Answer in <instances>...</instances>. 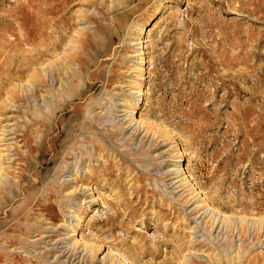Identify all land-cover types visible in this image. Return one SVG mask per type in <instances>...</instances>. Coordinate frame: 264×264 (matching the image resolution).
<instances>
[{"label": "rangeland", "instance_id": "rangeland-1", "mask_svg": "<svg viewBox=\"0 0 264 264\" xmlns=\"http://www.w3.org/2000/svg\"><path fill=\"white\" fill-rule=\"evenodd\" d=\"M0 71V264H264V0H0Z\"/></svg>", "mask_w": 264, "mask_h": 264}, {"label": "bare ground", "instance_id": "bare-ground-1", "mask_svg": "<svg viewBox=\"0 0 264 264\" xmlns=\"http://www.w3.org/2000/svg\"><path fill=\"white\" fill-rule=\"evenodd\" d=\"M50 11V10H49ZM49 11H46L45 13L49 12ZM46 25V24H45ZM43 26V25H42ZM35 31V30H34ZM34 31L32 30H29L28 32V35H27V39L29 40L33 35ZM43 32V31H42ZM45 32V31H44ZM47 32V31H46ZM41 33V32H40ZM39 33V34H40ZM38 34V35H39ZM48 34V33H47ZM41 36V35H40ZM47 38V37H46ZM33 39V38H32ZM45 39V38H44ZM42 40V39H40ZM46 40V39H45ZM48 41V40H47ZM45 42V41H44ZM51 42V41H49ZM56 42V41H55ZM48 43V42H47ZM83 44V42H82ZM81 44V45H82ZM42 45V43H41ZM45 45V44H44ZM50 45V44H49ZM58 45L57 43H52L51 47H40L37 49V51L35 53H30L29 55L27 54L26 55V58H25V61L24 62H21V61H14L13 65L8 68L7 72H8V75H7V78L5 79L7 82L9 80L12 81V78L16 77V78H19L21 79L22 77L26 78V87L24 86H12L7 92H8V97L12 98V99H17V98H20L23 96H26V95H32L34 93V84L33 83H36L38 85H43V86H49L48 82H52L55 78V75L57 76L58 78V81L60 83V86H61V81H60V78H59V75L60 74H64L66 73L65 70H63V68L61 67V64H60V60L61 58H57L55 61L53 60L51 63H48L46 65V67H41L40 69H35L33 68V71L32 73H28V71H30V68L32 67V64H35L36 62H38L39 60H43V58L47 55H49L50 53H48L51 49L53 50H56L58 48ZM85 47V46H84ZM69 56V55H68ZM74 58H76L78 61H79V70L80 71H77L73 77L71 76L72 80L75 81L82 78V70L86 68V62L85 60L81 59V56H80V52H77L72 55ZM83 58V57H82ZM86 58V57H85ZM88 59V58H87ZM60 61V62H59ZM45 62V61H44ZM88 63V62H87ZM43 64V63H42ZM63 65V64H62ZM49 68V70H48ZM69 67H65L64 69H68ZM1 72V71H0ZM3 72V71H2ZM1 72V74H2ZM2 79V78H1ZM3 80V79H2ZM57 80V79H56ZM57 81V82H58ZM4 83V82H3ZM6 83V82H5ZM8 85V83H6ZM74 84V83H73ZM5 85V86H7ZM51 86V84H50ZM86 86V85H85ZM75 91H73L74 93L72 95H82L81 91L79 92V86L75 85ZM83 87V86H82ZM4 86H1V83H0V92L4 91ZM78 91V92H77ZM83 91V90H82ZM6 92V90H5ZM21 93V94H20ZM71 95V96H72ZM81 97V96H80ZM23 98V97H22ZM11 99V100H12ZM9 100V99H8ZM62 100V98H61ZM72 103V102H70ZM58 104L59 103V100H58V97H56L52 103L48 104V106H51V107H57L59 106ZM63 114V113H62ZM74 115V114H73ZM61 115H59L57 117V120H56V127H57V124H59V120L61 119L60 118ZM130 124V123H129ZM133 126H135V124H133ZM133 130L136 132L138 131V127H134ZM2 157V155H1ZM22 178H23V175H22ZM1 183V181H0ZM6 200V199H4ZM3 200V201H4Z\"/></svg>", "mask_w": 264, "mask_h": 264}]
</instances>
